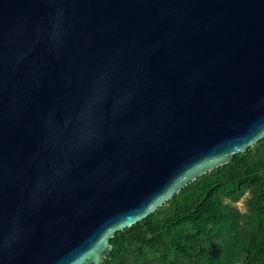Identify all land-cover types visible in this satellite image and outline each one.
<instances>
[{
	"label": "water",
	"instance_id": "95a60500",
	"mask_svg": "<svg viewBox=\"0 0 264 264\" xmlns=\"http://www.w3.org/2000/svg\"><path fill=\"white\" fill-rule=\"evenodd\" d=\"M263 139L264 0H0V264H102Z\"/></svg>",
	"mask_w": 264,
	"mask_h": 264
},
{
	"label": "trees",
	"instance_id": "16d2710c",
	"mask_svg": "<svg viewBox=\"0 0 264 264\" xmlns=\"http://www.w3.org/2000/svg\"><path fill=\"white\" fill-rule=\"evenodd\" d=\"M111 244L102 264H264V139Z\"/></svg>",
	"mask_w": 264,
	"mask_h": 264
},
{
	"label": "rangeland",
	"instance_id": "374dc122",
	"mask_svg": "<svg viewBox=\"0 0 264 264\" xmlns=\"http://www.w3.org/2000/svg\"><path fill=\"white\" fill-rule=\"evenodd\" d=\"M240 206H242L243 204L242 203H239Z\"/></svg>",
	"mask_w": 264,
	"mask_h": 264
}]
</instances>
